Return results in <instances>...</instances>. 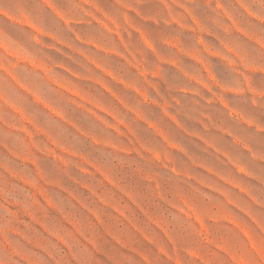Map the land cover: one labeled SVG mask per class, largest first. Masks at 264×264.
Listing matches in <instances>:
<instances>
[{"label": "clouds", "instance_id": "1", "mask_svg": "<svg viewBox=\"0 0 264 264\" xmlns=\"http://www.w3.org/2000/svg\"><path fill=\"white\" fill-rule=\"evenodd\" d=\"M0 264H264V0H0Z\"/></svg>", "mask_w": 264, "mask_h": 264}]
</instances>
